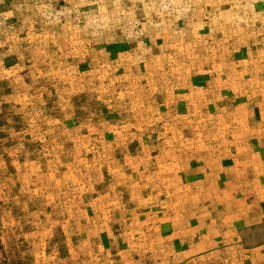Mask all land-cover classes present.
I'll use <instances>...</instances> for the list:
<instances>
[{"label":"rangeland","instance_id":"374dc122","mask_svg":"<svg viewBox=\"0 0 264 264\" xmlns=\"http://www.w3.org/2000/svg\"><path fill=\"white\" fill-rule=\"evenodd\" d=\"M0 264H264V0H0Z\"/></svg>","mask_w":264,"mask_h":264}]
</instances>
